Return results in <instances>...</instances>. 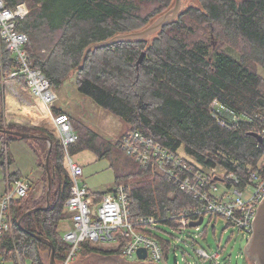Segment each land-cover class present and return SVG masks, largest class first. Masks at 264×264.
<instances>
[{
	"label": "trees",
	"instance_id": "16d2710c",
	"mask_svg": "<svg viewBox=\"0 0 264 264\" xmlns=\"http://www.w3.org/2000/svg\"><path fill=\"white\" fill-rule=\"evenodd\" d=\"M4 1L11 8L21 2L28 6L29 12L18 19L17 27L28 37L29 64L45 73L52 88L63 86L75 75L79 91L128 124L125 133L110 138L66 112L78 133L70 152L89 150L99 160L108 159L116 184L105 191H91L96 201L123 185L131 219L156 218V226L142 231L162 245L164 259L168 258L171 242L156 233L158 223L181 230L174 215L199 206L200 200L162 172L153 159L142 161L126 153L121 139L129 131H139L181 156L196 171L221 166L238 175L242 183L249 180L262 155L252 133L264 128V0H199V4L182 7L177 19L150 39L95 47L85 60L84 52L91 44L145 28L174 6L175 0ZM143 51L146 54L137 68ZM13 55L0 38V129L49 134L53 138V177L49 208H44L48 204L47 170L40 180L29 184L25 196L12 198L9 215L13 227L1 236L0 255L13 264H50L46 258L52 249L33 235L39 234L54 244L56 264H63L71 244L59 227L73 218L64 209L71 195V179L63 165L59 139L48 129L6 123L5 81L16 65ZM15 80L20 92L27 95L26 76L18 75ZM214 100L242 113V121L230 128L218 124L210 111ZM0 138L5 142L22 139L2 132ZM36 139L42 145L39 156L45 167L48 141ZM6 163L5 148L0 164L6 168ZM7 179L12 183L20 179V173H9ZM37 207L19 225L22 215ZM79 247L84 255L115 252L94 247L91 240Z\"/></svg>",
	"mask_w": 264,
	"mask_h": 264
},
{
	"label": "built area",
	"instance_id": "2783aa9c",
	"mask_svg": "<svg viewBox=\"0 0 264 264\" xmlns=\"http://www.w3.org/2000/svg\"><path fill=\"white\" fill-rule=\"evenodd\" d=\"M28 12L29 8L25 2L17 3L11 8L7 7L4 0H0V38L5 40L7 48L13 52L16 59V65L6 77L15 80L18 75H25L34 99L44 103L51 111L57 92L50 86L45 73L29 64V54L25 50L28 37L17 27L18 19L25 17ZM210 111L218 124L226 128L237 126L244 118L242 113L218 100L211 103ZM54 122L64 152L63 165L71 179V195L64 209L73 214V226L63 235L71 244V250L63 264H69L74 259L80 250L79 246L85 240L107 243L119 241L124 256L137 255L138 249L145 247L148 250L147 259L161 263L164 260L162 245L142 231L143 228L156 226V218L146 216L131 219L130 200L123 185L117 186L96 201L88 185L81 181L83 165L75 161L70 153V145L78 139V133L69 114L56 113ZM256 133L262 136V141L258 142L262 149L261 159L252 175L250 174L249 180L243 183L238 175L221 166L196 171L181 156L139 131L127 132L121 139V147L139 160L153 159L162 172L200 200L199 206L174 215L181 230L190 226L192 221H199L201 217L203 224L207 215H210L208 223L215 227L213 217L221 216L226 227L235 226L250 238L258 207L264 201V128L256 129ZM220 184L224 186V190H221ZM27 191L28 185L21 179H15L9 183L8 189L0 194V246L2 234L13 227L9 215L10 201L13 197L25 196ZM202 224L195 227L199 229ZM199 252L203 257H210L204 249ZM219 256L217 253L213 258ZM2 262L4 258L0 255V264Z\"/></svg>",
	"mask_w": 264,
	"mask_h": 264
},
{
	"label": "rangeland",
	"instance_id": "374dc122",
	"mask_svg": "<svg viewBox=\"0 0 264 264\" xmlns=\"http://www.w3.org/2000/svg\"><path fill=\"white\" fill-rule=\"evenodd\" d=\"M193 4H199V0H182L183 8H187L189 5ZM150 37H148V39H150ZM213 39L214 37L212 36V40ZM214 41L215 40H213V42ZM261 71L264 74L262 69ZM10 80L12 79H7L5 84ZM54 90L57 92V98L53 103L54 105H57L58 108H67L71 110L77 117L81 120H86L87 124H90V126L102 135L118 138L122 132L128 130L129 126L125 121L118 116L107 113L106 110L94 102L92 98L79 91L76 85L75 75L72 78L70 77L63 86L54 88ZM30 102H33L32 99H30ZM51 108L53 111L55 110L54 107ZM6 123L15 125L8 120ZM16 125L34 126L30 124V122L28 123V121L24 124L16 123ZM36 141V137L24 138L22 140H9L8 144L5 145V140L0 138V153L6 148V156L9 158L11 157L10 155H12L13 157L12 161L10 159L7 160L6 168L0 164V190H4L7 184V188L9 187L10 182L7 181V174L13 173L16 170L23 171V176L30 177L31 182L40 180V178L36 179L39 169L41 172L40 177H43L45 167L41 165L42 160L39 154H36L35 146H32V143ZM180 152L183 156H187L182 150ZM72 156H74L73 159L77 162H79L78 159H80L87 167L86 170L84 165L79 162L84 167L81 181L88 178L87 182L89 183V187L93 190L105 191L116 184L115 174L113 169L109 168L108 159H100L95 163H89L84 161L82 156H78V158L76 154H72ZM220 187L221 190H224L222 184H220ZM209 219L210 215H207L204 223L199 229L195 226H188L180 230L169 224L158 223L160 229H156V233L171 242L169 257L165 258L160 264H255L248 258L245 252L249 236L246 237L243 230L232 225L226 227L225 220L221 216H217L216 218L213 217L215 227L208 223ZM69 226H71L70 220L63 221L59 227L61 234L65 235V233L71 229ZM91 244L94 247H101L106 250L109 248L113 250L118 248L121 249L119 241L107 243L104 241L92 240ZM200 249H204L210 257L208 258L200 255ZM217 253L220 256L218 258H213ZM103 254H106V252L98 251L87 255L79 252L69 264H102ZM49 258L48 256L46 261L49 262ZM127 259L130 263L139 260L136 254L128 256ZM2 264H13V262L5 260Z\"/></svg>",
	"mask_w": 264,
	"mask_h": 264
},
{
	"label": "water",
	"instance_id": "95a60500",
	"mask_svg": "<svg viewBox=\"0 0 264 264\" xmlns=\"http://www.w3.org/2000/svg\"><path fill=\"white\" fill-rule=\"evenodd\" d=\"M182 10V0H175L174 6L166 11L165 13L161 14L159 17L154 19L149 25L141 30L138 31H133L130 33H124V34H119L116 35L112 38H109L106 41H101L98 43L91 44L86 51L84 52V60L86 59L87 54L90 52L91 49L95 47H100V46H106L112 43L120 42V41H125V40H133V39H146L150 37L151 35L159 32L161 29L165 28L170 22H173L179 14L181 13ZM214 37V35L212 34ZM216 46V41H214V48ZM146 52L143 51L141 55L139 56L137 60V68L141 65L143 62L144 56ZM0 132L6 133V134H11L18 136L22 139L24 138H41L46 141H48L49 144V149L46 157V162H45V170H47L48 174V191H47V196H48V204L44 208H49L50 207V193H51V181L53 177V173L50 169V158L52 154V149H53V138L48 134V135H38L36 133H29V132H23V131H18V130H12V129H0ZM252 136H255L259 141H262V136L258 135L256 132L252 133ZM264 200V199H263ZM39 210V207L30 209L29 211L25 212L22 217L19 219L18 223L19 225H22V220L23 218L36 211ZM257 216L254 219V222L251 227H253V232L251 237L248 239L247 245L245 247V252L248 255V258L253 261L255 264H264V201L260 204L258 207L257 211ZM203 222V217L200 218L199 221H192L190 223V226H198L202 224ZM33 234V233H32ZM36 236L38 239L47 242L50 247H51V254L49 258V263L50 264H56V258H55V246L53 243L48 242V240L43 236L39 234H33ZM137 257L139 260H142L141 264H148L145 263V260L148 258V250L145 247H141L138 249L137 252Z\"/></svg>",
	"mask_w": 264,
	"mask_h": 264
},
{
	"label": "crops",
	"instance_id": "0c3cea01",
	"mask_svg": "<svg viewBox=\"0 0 264 264\" xmlns=\"http://www.w3.org/2000/svg\"><path fill=\"white\" fill-rule=\"evenodd\" d=\"M7 87L5 90V118L6 120H8L10 123H14V124H24L28 121V123L30 122V124L34 125V126H41L44 127L46 129L49 130V132H51L55 137H58V129L55 125L54 122V115L56 113H58L60 110H63L65 112H69L70 114H72L73 118L79 120L80 118L76 116V114L74 112H72L71 110H68L67 108H58L57 105H52V107L55 108V112L53 111V109L51 108L52 111H50L46 105L44 103H42L39 100L34 99V97L32 96V94L30 93V91H27V95H23L22 91L20 92V88L18 87L16 80H10L7 81ZM30 99H32L33 102H30ZM86 122V120H83ZM87 123V122H86ZM111 123V121H110ZM90 125V124H88ZM92 127V126H91ZM125 133L122 132L120 134V136ZM101 134V133H100ZM110 137V136H107ZM112 138V137H110ZM22 140V139H21ZM8 144V141L5 142V145ZM49 145V144H48ZM32 146H35V151L36 154H40L42 151V145L41 143H39L38 141L32 143ZM11 157H7L6 156V162L8 159H10L11 161L13 160L12 155H10ZM38 156V155H37ZM78 156H82L84 161H87L89 163H95L97 160H99L97 158V155L93 154L91 151L89 150H84L82 152H79L78 154H76V157L78 158ZM78 161L80 163H82L80 161V159H78ZM84 165V163H82ZM85 169L87 168L84 165ZM40 170V169H39ZM38 170V174L36 175V179H41V172ZM87 170V169H86ZM17 172L20 173V179L22 181H24L28 186L31 183L30 177L28 176H23V171L20 170H16ZM40 172V173H39ZM88 178L84 179L83 182L84 183H88L87 182ZM89 187V183L87 184ZM8 184L6 185V188L4 190H0V194L4 193L8 188H7ZM89 189L91 191H95L93 190L91 187H89ZM98 191V190H96ZM71 221V226H69V228H71L73 226L72 220Z\"/></svg>",
	"mask_w": 264,
	"mask_h": 264
},
{
	"label": "flooded vegetation",
	"instance_id": "af4514ba",
	"mask_svg": "<svg viewBox=\"0 0 264 264\" xmlns=\"http://www.w3.org/2000/svg\"><path fill=\"white\" fill-rule=\"evenodd\" d=\"M102 264H141L142 260H138L134 263H130L127 259L128 256H124L121 253V249L118 248L115 252H107L102 255ZM145 263L148 264H160L152 261L151 259H146Z\"/></svg>",
	"mask_w": 264,
	"mask_h": 264
}]
</instances>
